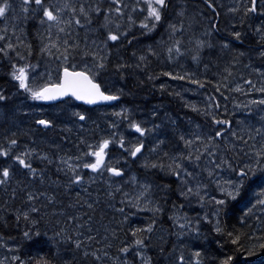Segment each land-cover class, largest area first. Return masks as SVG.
I'll list each match as a JSON object with an SVG mask.
<instances>
[{
	"label": "snow or ice",
	"instance_id": "6c2138e0",
	"mask_svg": "<svg viewBox=\"0 0 264 264\" xmlns=\"http://www.w3.org/2000/svg\"><path fill=\"white\" fill-rule=\"evenodd\" d=\"M172 0H22L21 9L25 15L22 20V27L19 31L21 35H16L17 28L14 25L12 35L15 36V43L12 42L11 37L8 35V27L5 25L0 29V58L7 59L10 63V72L8 75L13 81L16 82L15 87L18 91L22 90L26 93L31 100L34 101H64L67 98L69 101L72 99L82 101L88 105L98 104L100 102L118 100L119 96L111 93L107 87L104 86L101 77L108 72L111 63L112 47L121 44L122 40H127L128 45L131 46L133 40L136 38L132 36L133 30H138L142 36H150L159 27L165 26L168 32V43L163 38L158 42L166 46L167 58L172 60L179 58L183 55L190 54L191 60L199 63L205 52L212 56L215 53L216 59H221L225 50L229 49L230 43L223 41L220 43L219 48L211 41V33L205 32L203 37L194 36L189 37V43H193L192 48H184L182 45L183 33L185 31L184 16L186 8L177 4L174 8L175 16L178 19H168V9ZM206 6L214 13L216 12V5L214 0H205ZM15 11L10 0H2L0 2V19L7 20L10 13ZM240 6L228 8V12L238 13ZM257 11V0H250L249 4L243 7V14L247 16L250 12ZM218 15V13H216ZM37 19L38 26L43 28V31L37 32L39 40V48L36 52L38 57L36 63L30 62L33 55V48L31 42L25 43L22 36L26 37V27L29 19ZM16 19H21L16 17ZM215 27V25H213ZM53 30H55V35ZM83 30L85 35L83 40L80 39V31ZM259 36V41H264V25L255 29ZM89 33L92 34L89 40ZM231 36L237 41L241 40V32L235 30V26L231 31ZM132 36V39L129 37ZM179 36L180 38H175ZM20 46L25 49L24 52L19 50ZM258 55L264 60V43L258 44ZM12 53L19 61H26L18 64L12 58ZM132 55L137 56L133 51ZM159 53L152 45H148L144 52L137 57L136 68L142 65L147 67L149 58L157 56ZM244 53H239L243 56ZM79 57V59L77 58ZM48 58V59H46ZM54 59L56 62V78L52 79V69L48 66V60ZM45 60V70L39 72L40 61ZM238 60L236 57L228 60L224 65L222 71L219 73V80L216 81V92H221V89H229L233 76V70ZM131 65L125 62H117L112 65V69L116 73H123ZM205 67H208L205 64ZM251 67L252 72L259 78V86L249 78L244 79L241 77L242 84L247 86V94L257 92L264 94V64L261 66L245 65V68ZM166 76H172L173 79L185 80L189 79L191 84L198 85L201 88L206 86V82L194 79L191 75H175L171 72L163 73ZM47 77V79H45ZM151 78V77H150ZM43 81V82H40ZM164 85H161L163 88ZM236 92L245 93L244 87L241 83L235 85ZM10 97L0 90V101H5ZM226 98V97H225ZM257 107L258 118L256 122H250L247 118L243 121H237V129L233 130L232 121L229 119H219L213 114V109H219V101L215 97H209L205 105L204 115L210 117L207 127L196 125V131L176 132L174 130V139L167 136L158 137L148 151L152 153L162 152V156L158 157L155 161H149L147 158L144 162L146 169H154L160 172H165L172 178V183L176 185L175 190L172 189L171 184L164 185L163 189L177 195V198H183L185 201L196 200L197 203L204 206L205 203L213 205L211 216L216 217L213 231L222 237L225 243H230L239 247L244 246V240L247 234L239 231L233 227L229 229L224 217L229 216L230 203L236 201L238 197L245 191L253 188H259L256 196L255 203L250 207L246 206V211L238 218V223L242 226L247 220L249 214L253 213V209L259 206L264 209V95L258 100H250L245 105H235L237 108H244L249 113L253 112V107ZM195 108V106H192ZM226 110V109H225ZM72 115L77 117L79 121L87 119L83 112H73ZM117 116L123 117L128 121V128L138 133L140 138L135 142H129L126 145V140L123 134L116 138V133L112 134V138L101 139L95 146L86 144L87 151L81 152L76 156L57 155L56 160L59 164L56 168L57 178L51 180L49 183L54 184L56 187L60 186L61 176L66 178V188L71 189L76 185L84 183V175L81 172L84 169H89L91 172L102 176L106 171L111 174V177H120L124 175L121 167L112 166L106 163V156H108V149L110 144H118L119 148L124 149L127 155L139 158L143 155L145 149L144 137L149 133H153L159 127H145L143 122H137L130 119L125 110L115 113ZM156 113H153L155 116ZM37 125L43 126L45 129L54 127L52 119L41 118L35 121ZM112 127H116L115 124ZM4 139L7 141V147L0 146V157L6 158L4 165L0 168V185H5L12 179L15 173L23 175L26 179L31 178L27 183H24V188L29 189L25 191L26 201L29 202L27 211L16 214L17 221L21 217L25 221L31 222L32 225H39L40 219H32L31 214L39 213L40 209L32 206V202L39 199L40 196H46L48 202L55 203V195H49L47 191H40L39 189L31 190L30 184L39 180V184H45V175L43 170H38L33 166L34 153L37 149L28 147L27 145L20 151H15L18 146L17 133L11 132V135H5ZM83 142V141H82ZM243 159H237L239 157ZM41 161H47L48 164L53 163V158L47 153H41L38 157ZM94 158V159H88ZM13 163H8V161ZM165 160L167 163H165ZM245 160L247 162H245ZM235 161V162H234ZM221 171H227L231 177L221 182L216 179ZM111 177L108 184V196L114 198V192L111 190L113 185ZM133 182H136V177H131ZM89 180L94 182V178L90 177ZM214 191L220 193L221 198L216 195H211L206 201L208 196V188L213 186ZM23 183V181H21ZM153 185L148 182L139 184V189L134 198H129L127 193H123L128 203L132 207L140 208L143 203L144 208L151 211L155 216L157 213L163 212V208L159 202L153 203ZM87 191V189H85ZM119 184L115 187V192H121ZM80 197V193H76ZM15 196V192H13ZM80 200L76 201L78 205ZM124 203V201H121ZM88 209L94 207L93 203L84 201ZM151 205V207H149ZM76 205H69L68 207H75ZM173 207L176 205L173 203ZM181 209L183 204L179 206ZM119 212L123 213L124 208H119ZM61 215H66L61 212ZM87 213H80L79 215H66V223L74 225L72 234H65L66 229L61 228L54 233L55 237H59L64 244L70 245V248L65 249V253L71 255H62L59 251V242H57V251L50 255L39 257L35 264H73L76 260V252H79L83 258L92 257L94 262H100L102 257L99 254V249H92L90 242L96 240L99 235V229L94 230L91 226V216L83 220ZM175 222L179 219H184L185 223L179 225L181 231L179 235H183V230L187 227L190 230L199 232V225L201 219L197 215L195 224L192 227V220L184 217L173 216L170 217ZM127 220V217H125ZM204 220H209V214L205 213ZM59 223V221H57ZM156 220L152 219L143 228H134L130 230L132 237L131 242H124L119 247L118 252L134 254V257L140 258L141 264H151V257L145 254L148 248V241L150 235L154 231ZM86 229V231H82ZM95 231V235L93 232ZM105 233L109 231L107 227L104 228ZM115 232V230H113ZM22 235L31 239V230L25 231ZM36 236L40 235L39 231L35 232ZM103 239L106 241L107 236ZM258 242L250 243L245 249L248 254H254L256 248L264 249V235L252 238ZM97 243L99 241L97 240ZM0 247H5L9 252H17L19 245L9 247L7 244L0 243ZM108 248L112 245L107 244ZM51 251V250H50ZM163 251V249H161ZM125 257H109V253L105 251L104 257L112 260V264H129ZM201 251L197 250L192 253L191 258L185 260L184 255L181 253L176 257L177 264H202ZM233 255H225L219 259L218 264H233ZM8 257L0 258V264H6ZM8 264H26V261L20 255H12Z\"/></svg>",
	"mask_w": 264,
	"mask_h": 264
},
{
	"label": "trees",
	"instance_id": "16d2710c",
	"mask_svg": "<svg viewBox=\"0 0 264 264\" xmlns=\"http://www.w3.org/2000/svg\"><path fill=\"white\" fill-rule=\"evenodd\" d=\"M12 1L13 0H10V2ZM188 2H189L188 0H179V1L172 0V3L168 9L167 16L170 17L174 13V8L177 4H179L180 6L187 7L188 11H190ZM202 5H205V8L208 9L206 4H202ZM25 15H30V14L23 13L21 20ZM183 19H184V23L188 24V21H189L188 18H183ZM37 22H38L37 19L30 18L28 20L27 27L25 29L27 32V36L26 37L22 36V39H24L25 43L31 42L32 44L33 55L30 58V62L32 63H34L33 60H36L37 58L36 52L38 51V48H39V40L37 37V32L39 31V28L36 27ZM132 36H130L129 39H132ZM124 42H126L127 46H129L127 40H125ZM182 45H185V44L182 43ZM166 46L167 45H164L163 53L162 51H158V53L160 52L161 55H157L161 57V61L163 60L162 65H161L160 60L159 62L157 60L156 61L150 60L147 63V67H144L142 65L139 68L140 70L138 71H133V70L131 71L129 68H127L123 73H118L121 77H123V75L125 74L128 75L127 84H126V87H127L126 89L128 92L126 91L127 94L124 96V101L130 106H135L138 109H145L149 107L151 103L149 102L146 105L144 103L145 100L151 101L152 98H156V97L158 98L160 94L162 95L163 99L166 102H168L167 104H170V106L176 112L178 110L182 112L184 110L186 112H190L184 103L176 102V106H175L174 104L175 99H173L174 98L173 94H176V93H172V94L168 93L167 89H163V91L158 93V90L162 89L161 85H157V89L154 88L153 90H151L150 83H146L147 81H149L148 80L149 77L156 78L157 74L163 76L164 78H167L166 75H164L163 73L165 72H171V73L176 72L177 73L178 66L176 67V65L173 64L172 60H169L167 58V53L165 50ZM19 50L21 52L25 51L23 46L20 47ZM128 52H129V49L126 48V50H124L123 52L124 54H122L124 58L122 60L118 59L117 62H125L131 66H133V64L136 65L137 57L141 54V52L137 50V56L134 59L135 63L132 61L133 58H129ZM12 54H11L12 58L16 60L18 64L26 62V61H19L18 58L15 57V54L14 53ZM189 55L190 54H186V56H189ZM214 56H215V53H214ZM237 60H240V59H237ZM6 61L7 59L0 58V63L5 64ZM113 61L114 60L111 59L109 70L112 69V65L115 64V62L113 63ZM214 62H215L214 64H218V65L221 64L219 66L221 70L215 71L209 75V78L212 84L214 83V80L217 77V73L219 75V73L222 71L225 65L223 64L225 62L223 60L222 61L215 60ZM214 66L217 67L216 65ZM4 69L5 67L3 68V70ZM142 69H146V70L143 72ZM236 70H238V68L235 66L233 71H236ZM133 73H135V75ZM202 78H205V77L202 76ZM0 81H3V79H0ZM183 81H189V79H185ZM164 87H167V85L165 84ZM169 133L170 132H166V136ZM52 134L57 135L54 133ZM58 137L59 136L57 137L55 136L56 139ZM58 146H60V144H58ZM56 154L61 155V151L58 150L57 148H56ZM71 154H72L71 151H69L68 155L71 156ZM76 154L79 155L78 152H76ZM56 161L57 160L53 158V163L47 165L44 168L47 171V173H49L50 176L53 178L51 180H56V178L53 177L54 173L51 171ZM40 162L41 163H39V166L44 161H40ZM0 164H3V161H1ZM133 166L140 175L147 176L149 178L151 177L150 178L151 180H155L159 182V185L162 186V189L164 185L171 184L172 189L175 190L176 185L172 183L171 177H168L166 180L161 181L160 179H156L153 175L155 174V175L162 177L160 174V171L154 170V169H146L144 166H141V165L139 166L136 164H134ZM19 178H20L19 181H29L23 175H20ZM65 181H60V184ZM106 184H107L106 181L104 182L103 179H100V180H95L94 182H90L89 186H86V187L74 186L67 191L63 189L62 192H60L58 188H54L55 191H58L59 193L58 195H55L53 191H47L49 195H55L57 203L64 202L65 207H60V206L55 207L52 210V212L50 211L48 212L47 206L45 207L44 204H42L39 213L31 214L32 219H40L41 226L39 225L34 226L31 224L30 220L25 221L23 217H21L19 221H17L16 219V214L18 211L20 212L27 211L29 207V205H25V204L24 205L14 204L15 197L23 200L22 194H20V190L17 188V186L23 185L22 182H13L12 186L10 185L3 186L4 189H2L0 186V189H2L0 190V238L3 241L13 244L14 246L19 245V250L17 252L8 254V261L11 260L12 255H20L21 258L26 261V264H35L36 260L39 257L50 255L51 253H55L57 251V242H59V251L62 255H71V253H65V249L70 248L71 246L64 244L63 241H61L59 237L54 236V233L56 231H59L61 228H65L67 230L65 234H72V232L74 231V227H72L70 223L69 224L66 223V215H79L80 213H87V216L92 217L91 223L92 221L94 222V224L102 223V225H104L105 227L109 229V231L105 233L104 235H102L100 239L96 238V240H93L90 243V247L92 249L100 250L99 254L101 255L102 259L99 262V264L101 262L106 263L104 259L107 260V264H112L111 259L103 256V253L105 251H107L109 253V257H112V258H115L117 256L125 257L126 254L118 252V249L119 247L122 246V243L131 242V239H132L130 235L131 229L143 228L149 222H151L152 219H155L156 223L158 224L157 227L155 225L154 230L160 229V228L167 230L171 226L174 227L175 222L173 221V219H169V218L172 217L170 212L171 210H173L172 208L173 203H175L176 206L177 204L182 203V200L180 198L178 199L177 195L163 189L162 192L165 197H163L162 199H159L158 201L159 204L160 202L162 203V205L160 206L163 208V212L157 213L155 216L150 211H142V212L137 213V212L124 210V212L121 213L118 211V209L121 208V206L118 205V202L116 200V196L119 194V192H115V188L114 189L112 188L111 190L114 192V198L109 197L108 191L110 189L108 188ZM53 185L54 184H51V186ZM30 189L35 190L32 187ZM85 189H87V191L90 190L92 192V196L90 195L91 198L90 196L86 195L87 191H85ZM39 190L45 191L44 189L42 190V188H39ZM13 192H15V196H13ZM77 192L80 193V199L83 196L88 197L90 200L94 199L92 200L93 202H90V203H93L94 207L92 209H88L87 206H85L86 208H84L81 205V203L77 205L76 204V201L78 200V197L76 195ZM44 200L48 202L46 196H40L37 202H41ZM22 202H24V200ZM17 204H21V203H17ZM59 204L60 203H58L57 205ZM70 204L76 205V206L68 207ZM32 206H34V204H32ZM36 207L38 208V206ZM42 208L44 210H46L47 208V213H45V211L43 212ZM61 212H64L66 215H61ZM146 212H149L150 214ZM108 213L111 214V217L106 218V215ZM141 214H144L145 216H147L144 222H141L140 218H138ZM242 215L243 214L240 210L239 205L237 206V204H235L232 211L230 210L229 216L222 218V220L227 221L226 226L229 229L235 227L239 231L247 234V238L244 240L243 247L232 245L230 243H225L222 237L218 236L214 231H210L206 225L200 227L201 231L198 236V242L200 244V249L202 253L201 255L202 264H218L219 259L223 258L225 255H233L234 257L233 264H264V249L256 248L254 254H248V252L245 250L249 246L250 243L258 242L252 238L264 235V224L257 225L248 220V221H245V223L241 226L238 223V218ZM87 216H84L83 220L79 222L83 223V221L87 219ZM125 217H127V220H125ZM103 220H106V222H103ZM57 221H59V223H57ZM92 225L93 224H91V226ZM29 230H31V239H27L22 235L23 232L29 231ZM113 230H115V232H113ZM36 231L40 232L39 236L35 235ZM82 231H86V229H82ZM47 234L52 236L53 238L52 241H50L47 238L46 236ZM147 235H150V240L148 241L149 246L145 250V254L151 257V264H171V262L177 264L176 262L177 256L172 257V255L170 254L169 252L170 244L169 245L166 244V242H168V239L166 237H162L163 235H161V237L160 236L155 237L154 231L153 233L147 234ZM104 236L108 237L106 241L103 239ZM169 238L171 242V235L169 236ZM97 240L99 241L98 243L99 245H96ZM109 243L112 245L111 248L107 247V244ZM161 249H163V251H161ZM75 255H76V260L73 262V264H95L91 256L85 259L80 255L79 252H76ZM0 256H1L0 258L5 257V249L1 247H0ZM126 258L129 261V264H141L140 258L134 257V254L131 252L126 255ZM185 260H188L187 257H185ZM8 261H6V264H8Z\"/></svg>",
	"mask_w": 264,
	"mask_h": 264
},
{
	"label": "rangeland",
	"instance_id": "374dc122",
	"mask_svg": "<svg viewBox=\"0 0 264 264\" xmlns=\"http://www.w3.org/2000/svg\"><path fill=\"white\" fill-rule=\"evenodd\" d=\"M215 1L217 2L218 5H220L221 7H224V9H222V14H223V16L226 17V25L224 26L225 30L230 28V27L236 26L239 29H235V30L240 31V28H241L242 32H244L241 36H244V35H248L249 31H251V30L255 31V29L258 27L259 23L255 24V25L249 24L248 18L246 16H243L246 19V21L243 25H236V24H241L244 20L243 17L238 16L240 14V11L238 13L228 12V8L235 7L237 5L240 6V9H242V5L246 4L247 1H242V0H215ZM0 2H2V0H0ZM216 2H214L215 5H216ZM10 3L13 5L15 11L13 13L9 14L7 20L0 19V29H3L5 27V25H7L8 35L11 37L12 42L15 43V36L12 35V31H13V26L15 25L17 28L16 35H21V33L19 31L20 27H22V25L20 24L21 19H16V17H20V18L22 17V14H23V11L21 9L22 0H13ZM195 17H199V13L196 9L192 10L191 12L186 9V13H185L184 18H188V20H189L188 25H192L194 23ZM248 25H250L251 27ZM232 29L233 28H230V31H232ZM186 30H188V28ZM81 31L83 33L81 40H83L85 32L83 30H81ZM53 32L55 35V30H53ZM167 34H168V32H167ZM191 34H194V32L192 31ZM250 34H251V32H250ZM88 35H89V40H91L90 33ZM80 36H81V34H80ZM177 38H180V37L177 36ZM258 38H259V36H258ZM188 42H189V40H188ZM2 44H3V42H0V46H2ZM255 45H256V48L258 49V42H255ZM20 47H22V46H20ZM257 49L251 50V51L250 50H244V55L242 57H240L241 60L245 59L244 60L245 64L250 63V64H252V66H261L262 64H264V60H262L259 57ZM206 53L207 52H205V54H204V58L206 60H211L213 62V64L215 63L214 62L215 60H217V61L223 60V61H225L223 64H226L227 60H230L233 57H236V55L232 54L230 49L225 50V53L222 54L221 59H216L213 54H212V56H209V54L208 53L206 54ZM116 54L120 56L119 52H117ZM227 55H231V57H228ZM120 58H121V56H120ZM176 59H177V62H180V60H179L180 58H175V60ZM241 60H238V63H236V64L242 65V66H240V69L242 70V71H240V74H241V72H243V76H241V77H243L244 79H247V78H249V76H251V79L254 82H257V86H259L260 78L255 73L252 72L251 67L245 68V66H243V63ZM115 61L117 62V59ZM1 64L2 63H0V65ZM40 65L41 66L38 69V71L43 72L45 70V63L40 64ZM214 65H216L218 68L221 64L220 65L214 64ZM2 66H3V68H4V66H5V68L9 67L10 66L9 61L7 60L5 62V64ZM48 66L52 69V79L54 80L56 78V71H55L56 62H55V60H48ZM195 66H196V63L194 64V71H195ZM178 67H179V64H178ZM242 67L244 68V70ZM197 68H199V67L197 66ZM1 69H2V67H0V70ZM197 70H196V72H197ZM172 74H173V76L182 75V74H180L179 70L177 71V73L172 72ZM193 75H194V72L192 74V77H193ZM7 76H8V74L5 73L2 75V78L6 79L8 81L9 79ZM119 77H121V76L119 75ZM217 77H219V76H217ZM241 77H237L235 80H233L231 82L229 89H226V93H224L226 98H222L221 93H218V92L210 94L206 91V89L201 88L195 84H191V85L186 84L184 82L179 81L178 79L172 81L171 85H170V88L172 90H169L168 93H171V94L176 93L175 95L179 96L178 99L180 101L182 100L185 103V106H187V109L192 111V113L189 112V113H191V116H190L191 119L189 121L187 120L186 122H184L185 124L183 126L180 125V129L176 128V126H175V124H177L176 123L177 120H173L174 118L178 117V115L173 117V109L172 108L167 109V106L165 104L162 105V107L156 106L154 109L148 110L147 113H151L150 116H148L147 114H146V116H143L142 109L139 111L137 108H135V109L134 108L133 109L128 108L127 114L130 117V119L136 120L137 122H143L145 127L151 128V127H153V125L158 124L160 127H163V128H165V130H168V132H170L167 135L168 138L174 139V136H173L174 130L176 132H188V131H196V125H201L204 127L208 126V124H206V122L203 120L204 118H206V116L204 115L205 105L207 104L209 97H215L219 101L220 108L219 109H213V114L216 116H222V119L231 120L232 124H233V130H236L237 129V124H236L237 121H243L247 118L250 122L255 123L256 119L258 118V115H257V107L254 105L252 106L253 107L252 113H249L244 108H237V107H235V105L248 104L250 100H254V99L258 100L261 98L262 95H264V94L257 93V92L247 94V86L242 84ZM45 79H47V77H45ZM217 80H219V79H217ZM40 82H43V81H40ZM111 82L117 86H119V84H120V80H119L118 76H115L114 74L111 75ZM173 82H175V83H173ZM237 83H241L242 87H244V89H245V93H240V92H236L234 90H231V89L235 88V85ZM193 87H195V88H193ZM8 89H6V90H8ZM198 89L201 91V93L199 92ZM10 93L12 95L18 94L17 91L13 90V89L10 90ZM199 96H201V97H199ZM149 102H150L149 100H145L144 103L147 105ZM192 106H195V108H193ZM199 109H201V112ZM32 110H33L34 115L39 119H41V118L50 119V118H53L54 115L61 117V116H65L67 111H68V114L74 112L73 110L68 109L66 106H62V108H59V109H56L53 111L50 105H45V106L35 105L32 107ZM24 112H27V111L20 107V100H16L13 96H10L9 103H7V100L2 101V104H0V138H4L5 135H11V132L18 133L20 131H25V130H27L26 132L30 131V133L33 134L34 130L30 129L28 124H26L28 122L27 116H25L24 118L21 117V115H24L23 114ZM154 112L156 113L155 116H153ZM195 112H197L198 114ZM115 113H117L116 110H114L112 112L111 123H114V121L117 120V116L115 115ZM65 119H66V117L63 118V121H65ZM179 119L181 120V123H182L183 120L180 117H179ZM185 119H187V117H185ZM26 120H27V122H26ZM125 121L128 123L127 120H125ZM30 125L33 126L32 124H30ZM71 125H72V123L70 121L69 122V128ZM83 128H86V127H83ZM36 129H38V128H36ZM127 129H128V131H125V133L123 134L125 137V140H126V145L129 142H135V141L141 139L139 134L135 133L134 130L129 129V128H127ZM84 130H82V132H84V133L90 132L89 128L84 129ZM54 132H56L60 135L56 140H55L54 136L53 137L49 136L47 138L42 137L41 141H40L43 145L44 151L46 149L47 150L46 153L52 158H53V156L55 158L57 155H60V154H56V148L57 149L61 148V146L55 145V142L59 143V144L67 145V142L63 136L62 130L59 127H55ZM148 135H150L152 137L155 134L153 132V133H149ZM147 137L148 136L144 137L143 139H145ZM47 141H51L52 146L49 147L45 143ZM68 142L72 143V144H70L72 152H78L80 154L81 152L87 151L85 149V147H83V150H82L78 146V144L86 142L85 139H82L79 136H74V137L70 138ZM39 147L40 146H37L35 148L37 149ZM122 150H124V149H122ZM68 153L61 154L60 156L68 155ZM150 155H151V152H149V153L145 152V153H143L142 156H139V158H137L135 160L141 161V164H144L146 158H147V160L152 161L153 157H150ZM35 156H36V153H34V158H35ZM74 156H76V155H74ZM161 156H162V152L158 153V157H161ZM128 157L130 158L131 156L128 155ZM149 158H151V159H149ZM157 158L155 160H157ZM88 159L90 160L91 158H88ZM237 159H243V157L241 156ZM155 160H153V161H155ZM1 161H3L2 157H0V162ZM245 162H247V161L245 160ZM106 163L110 164V165L115 164L116 167H121L124 171V175L122 178L111 177V183L113 185V187H112L113 189L116 187L117 184H119L121 186L122 191L119 192V194L116 196V200H118L117 201L118 205L121 206V208H124V210L137 212V213L142 212V211H148L147 208H144L143 203L141 204L140 208L132 207L128 203L125 196L123 195V193H127L129 198H134L138 192L139 184L142 182H145V181H148L153 185V188H152L153 203H156L157 201H159V199H162L163 197H165L163 195V192H162L163 191L162 186L159 185V182H157L155 180H151L150 179L151 177L149 178L147 176L140 175L138 172H136V169L134 168L133 165L128 164L129 160L127 159V153L124 155V159L122 158V156L111 157V155L109 154V157L106 159ZM165 163H167L166 160H165ZM35 164L36 165H34V166L39 167L38 170H43L46 182H45V184L41 185V184H39V180L37 179L35 182L30 184L29 188H31V187L33 189L42 188L46 191H53L55 193V195H58L59 194L58 191H55L54 187L51 186V184L49 183V178L50 179H53V178L44 169L47 165H49L47 163V161L43 162L40 166L37 163H35ZM135 164H137V163H135ZM85 173H86V175H85ZM104 173H106V171ZM104 173L102 176H100V175H97L96 173L91 172V170H89V169H84L81 172V174L84 175V183L82 185H88L89 186V184L91 182L89 180L90 177L94 178V181L100 180L104 177H107V179L106 180L103 179V181L104 182L109 181V178H110L109 175L110 174L109 173L104 174ZM160 174L162 177L155 175V174H153V175L156 179H160L161 181L163 180V178L167 177V174L165 172H160ZM133 176L136 177V182L132 181L131 177H133ZM230 178H234V177H231L227 171H221L220 175L216 177V179H220L221 182H223L224 180L230 179ZM27 180H31V178L28 177ZM27 182L28 181H23V185L17 186V188L20 190V194H22L24 202H22L23 200L15 197L14 198L15 199L14 204H16V205H24V204L29 205V202L26 201V197H25V191H27L28 189L24 188V183H27ZM66 183H67V180L65 182L61 183L60 186L56 187V188H58L60 192H62L63 189H65L66 191L69 190L68 188L65 187ZM12 184H13V182L10 183V186H12ZM82 185H76V187H79ZM106 185L108 186V184H106ZM0 190H2V189H0ZM253 190H254V188H253ZM207 191H208V196H206V198L210 197L211 195H216L217 198L220 197L219 192L214 191V181H213V186H210ZM258 192H259V188H257V194H258ZM253 193H256V191L255 192L253 191ZM86 195L92 196V192L89 190L88 192H86ZM91 196H90V198H91ZM242 197H243V195L238 197L236 201H232V202H234V204L232 202L230 203L229 207H230L231 211H232L233 207L235 206V204H237V206H238L243 202ZM78 199L80 200V203L84 208H86L84 201H88L90 203V202H93L92 200H94V199L90 200L86 196H83L81 199H80V197H78ZM180 199L182 200V203L177 204V206L175 208L172 207L173 210H171V212H170L171 215L173 214L172 217L173 216L184 217L186 214L187 218L192 220L195 223L197 215H199V217H201L202 214H205V213L210 214V212H208V211H205V213H203L204 211L197 212L196 209H198V207H201V205L199 203H197L196 200L193 199L189 202V201H185L183 198H180ZM121 201H124V203H121ZM17 203H21V204H17ZM58 203H60V204L57 205ZM58 203L55 202V203L50 204L47 201H42V203L37 202V201L32 202V204H34L35 207L38 206L39 209H41V205L44 204L45 207L47 206L48 212L49 211L52 212V210L55 207H59V206L65 207L64 202H58ZM254 203H255V201L251 202V204H254ZM181 204L184 205V207L182 209L179 207ZM160 205H162L161 202H160ZM149 207H151V205H149ZM47 208H46V210H44L42 208V211L43 212L45 211V213H47ZM203 208L206 209V207H204V206H203ZM259 209H260L261 213H264V209H261L260 207H259ZM146 213L150 214L149 212H146ZM259 214L260 213L254 214L252 219L255 218L257 215L259 216ZM260 216H262V214ZM108 217H111L110 213H108L106 215V218H108ZM146 217L147 216H145L144 214H141L138 218H140L141 222H144ZM253 220H254V222H253ZM253 220H251V222L255 223V224L258 221L255 219H253ZM103 222H106V220H103ZM182 223H185L184 219L176 220L174 227L171 226L169 229H167L168 231L164 230L163 228L156 229V230H154V236L155 237H157V236L161 237V235H163L162 237H166L168 239V242H166V244L167 245L170 244L169 252L172 255V257H174V256L178 257L182 253L185 257H187V259H189V258H191L192 253L194 251H197V250L201 251V249H200L199 242L196 241V239H195V237L198 235V234H196V231L190 230L189 228L186 227L183 230V233H184L183 235L178 234L181 231V229L179 228V225ZM91 224H93L92 228L94 230L99 229V235L96 236V238L100 239V237H102V235L105 234V232H104L105 226L102 225V223H100V224L95 223L94 224L93 221ZM39 226H41L40 223H39ZM71 226L74 227L73 224H71ZM157 226H158V224L156 223V227ZM192 227L195 228V226H193V225H192ZM154 228H155V226H154ZM93 235H95V231L93 232ZM170 235H171V242H170V238H169ZM46 236L50 241L53 240L51 235L47 234ZM49 240H48V242H49ZM0 243L7 244L9 247L14 246L13 244H10L6 241L1 240V238H0ZM96 245H99V244L97 243ZM1 248L5 249V257H8V254L13 253V252H9L7 250V248H5V247H1ZM104 261L106 263L101 262L100 264H107V260L104 259ZM95 264H99V262H95ZM171 264H175V263L171 262Z\"/></svg>",
	"mask_w": 264,
	"mask_h": 264
},
{
	"label": "bare ground",
	"instance_id": "6f19581e",
	"mask_svg": "<svg viewBox=\"0 0 264 264\" xmlns=\"http://www.w3.org/2000/svg\"><path fill=\"white\" fill-rule=\"evenodd\" d=\"M191 15V14H190ZM207 54V53H206ZM137 61V60H136ZM134 62V61H133ZM135 63V62H134ZM137 63V62H136ZM134 65V64H133ZM129 71V70H128ZM134 75H135V73H133ZM207 74V70L206 69H204V68H200V69H198L197 70V72L195 71L194 72V75H193V77H199V76H205ZM137 76V75H136ZM140 79H142V78H140ZM136 81V80H135ZM141 81V80H140ZM144 83V82H143ZM147 83V82H146ZM142 85V84H141ZM140 85V86H141ZM129 86V85H128ZM144 86V85H143ZM142 87V86H141ZM127 88V87H126ZM193 88H195V87H193ZM196 90V89H195ZM199 90V89H198ZM127 91V90H126ZM130 91V90H129ZM203 91V90H202ZM128 92V91H127ZM196 92V91H195ZM199 92L201 93V91L199 90ZM197 93V92H196ZM195 93V94H196ZM166 95V94H165ZM197 95V94H196ZM200 95V94H199ZM199 97H201V96H199ZM157 98V97H156ZM195 98V97H194ZM199 101V100H198ZM196 103V102H195ZM198 108V107H197ZM197 110V109H196ZM200 110V112H201V109H199ZM194 113V112H193ZM195 113H197V112H195ZM198 114V113H197ZM193 119V118H192ZM200 123V122H199ZM195 124V123H194ZM202 127H204V126H202ZM83 139V138H82ZM82 141V140H81ZM49 147L50 146H52V142L51 141H47V142H45ZM53 158H54V156H53ZM167 178V177H166ZM118 201V200H117ZM233 204H234V202H232ZM205 213V212H204ZM173 215V214H172ZM170 219V218H169ZM216 219V218H215ZM198 245V244H197ZM207 247V246H206Z\"/></svg>",
	"mask_w": 264,
	"mask_h": 264
},
{
	"label": "flooded vegetation",
	"instance_id": "af4514ba",
	"mask_svg": "<svg viewBox=\"0 0 264 264\" xmlns=\"http://www.w3.org/2000/svg\"><path fill=\"white\" fill-rule=\"evenodd\" d=\"M217 25H220V26H224V24L221 22V18H217ZM197 36V35H196ZM38 149V148H37ZM47 152V150L45 149V151H44V153H46ZM35 162V161H34ZM44 162H46V161H44ZM36 163V162H35ZM36 168L37 169H39V167L38 166H36ZM216 217H214V216H211V223H210V225H209V230L210 231H213L212 229H213V224H215V219ZM213 221H214V223H213Z\"/></svg>",
	"mask_w": 264,
	"mask_h": 264
},
{
	"label": "water",
	"instance_id": "95a60500",
	"mask_svg": "<svg viewBox=\"0 0 264 264\" xmlns=\"http://www.w3.org/2000/svg\"><path fill=\"white\" fill-rule=\"evenodd\" d=\"M108 102V101H107Z\"/></svg>",
	"mask_w": 264,
	"mask_h": 264
}]
</instances>
